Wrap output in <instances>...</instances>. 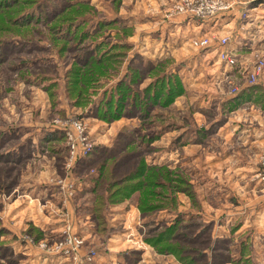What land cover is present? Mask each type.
Masks as SVG:
<instances>
[{
    "label": "rangeland",
    "instance_id": "1",
    "mask_svg": "<svg viewBox=\"0 0 264 264\" xmlns=\"http://www.w3.org/2000/svg\"><path fill=\"white\" fill-rule=\"evenodd\" d=\"M11 1L4 0L9 4ZM66 1L69 0H43L42 8L37 10L38 21L31 20L19 29L13 27L14 32L0 29V213L5 205L14 203L10 211H4L9 215L8 219L12 217L21 225L28 221L50 223L47 229L28 225L19 232V228H13L18 232L13 237L8 236L14 234L12 231L0 236L6 248H0V253L4 252L0 264H31L36 263L37 257H40L37 264H184L173 254L158 253L145 241V237L155 234L163 226L157 218H152L148 225L142 224L145 217L137 207L139 193L125 199L127 202L123 205L120 204L123 201L107 203L103 208L107 227L105 232H96L91 218L97 203L95 193L89 192L92 184L87 183L89 188L86 190L78 183L87 182L97 166L96 163L84 168L79 165L80 148L83 147L80 144L74 154L77 153L76 158L71 159L63 127L66 132L76 135L73 122L81 124L83 138L93 147L112 145L120 131H129L137 137L140 134L151 136L159 129L167 128L169 131L160 139L151 142L153 149L144 154V159L148 165H165L187 182V188L175 192L178 211L175 215L182 218L177 231L193 237L195 242L189 244L184 239L176 242L197 249V253L203 252L198 264H264V109L248 102L239 109L226 112L222 105L225 97L249 84L248 75L256 60L264 62V51H231L235 56L231 66L218 58L219 40L227 38L228 44L234 42V38L236 40L239 35L236 29L245 24L244 19L250 18L247 9L227 10L238 15L237 22L228 29L223 14L208 19L170 15L177 0H89L96 17H120L127 25H132V35L125 37L132 47L123 64L134 61L136 54L143 65L155 63V50L168 43L172 66L174 63L182 65L187 71L185 79L190 82L189 90L185 89L184 94L176 97V103L165 107L156 105L146 122L138 117H120L106 122L94 116V108L102 94L100 90L91 93L90 100L83 105H73L71 98L66 97L64 73L75 52L58 53L47 30ZM240 2L230 0L229 4L235 7ZM21 7L30 6L22 4ZM3 8H0V27L9 23L8 18L17 15L16 7ZM147 15L159 19L146 21ZM163 15L171 21L180 17L181 21L176 20L164 33L166 30L162 32L161 28L169 21L163 22ZM183 16L186 21H182ZM116 25L120 27V23ZM157 32H161V36ZM195 37H206L211 41L210 46L198 48L192 45L190 41ZM228 44L224 48L227 49ZM166 49L164 46L160 52ZM239 58L245 59L242 62ZM177 60L182 63L178 64ZM236 67L240 72H233ZM120 71L125 70L121 67ZM42 75L50 79L43 80ZM263 76L264 65L255 84ZM250 110L252 114L248 113ZM259 114L261 121L256 119ZM215 122H220L218 127L213 125ZM205 126L214 131L205 141L196 143L189 138L188 142L173 146V139L187 129ZM253 130L262 132L254 141L251 139ZM47 133L59 136L56 140L64 146L61 152L43 146V137ZM124 169L120 167L118 173ZM46 188L49 191H43ZM69 191L73 192L69 194ZM60 197L64 203L66 199L68 207L59 201ZM14 208L16 211L13 212ZM55 213H62L66 218L57 217ZM82 213L80 226L77 218ZM174 216H165V225ZM2 219L0 215V225ZM83 225L86 232L81 229ZM151 230L155 231L148 233ZM65 231L84 239L78 249L79 259L56 258L49 254L55 252L51 249L65 236ZM12 238L20 242L12 243ZM30 248L39 250L35 252L39 255L29 259V255L21 254ZM41 251L49 258L43 259Z\"/></svg>",
    "mask_w": 264,
    "mask_h": 264
},
{
    "label": "trees",
    "instance_id": "2",
    "mask_svg": "<svg viewBox=\"0 0 264 264\" xmlns=\"http://www.w3.org/2000/svg\"><path fill=\"white\" fill-rule=\"evenodd\" d=\"M42 2L43 0H12L9 4L0 0V8L17 9V15L8 18L9 23L2 24L1 31L14 32L13 27L19 29L20 26L31 23V20L38 21L40 15L37 10L42 8ZM22 4L30 7H21ZM94 12L95 9L89 4V0L66 1L59 12L55 13L56 16L47 28L58 53L75 52L69 68L64 73L67 84L66 97L71 98L73 105L85 104L90 100L88 96L91 93L100 90L102 94L94 108L96 118L111 122L120 117H138L142 122H146L156 105L169 106L176 97L185 93V85L178 69L172 66L171 58L161 57L155 63L148 62L143 65L136 54V60L123 64L124 57L132 47L125 39L126 36L132 35V25H127L120 17H96ZM53 14L52 11L51 17ZM117 23H120V27ZM115 26L117 27L112 29ZM121 67L124 72L120 71ZM118 74L119 77L116 78ZM42 79L50 78L42 75ZM245 102H253L264 109L262 85L248 84L226 98L222 105L228 112ZM219 123L215 122L213 125L217 126ZM166 129L163 127L151 136L140 134L137 137L129 131H120L112 145L95 146L89 155L79 160V165L83 168L94 163L97 166L95 174L90 175L88 179L92 184L90 191L95 193L97 202L93 206L91 218L96 232H105L107 219L103 208L106 204H117L139 193L137 207L145 217L142 224L148 225L152 218H157L163 226L155 234L145 237V241L160 254H173L184 264H198L203 252L197 253V249L176 242L179 239H184L189 244L195 242L193 237H186L177 231L182 218L179 214L175 215V212H178L175 206V192L188 187L186 180L165 165H148L144 159V154L153 149L151 142L167 131ZM211 131L210 127L187 129L180 135V139L181 136L183 138L193 132L196 135L195 140L199 141ZM58 138L56 133H47L43 137L45 143ZM42 144L44 145V142ZM61 150L62 148L57 147L50 149L57 153ZM120 167L125 169L119 174ZM159 178L162 181H159ZM168 215L169 218L175 216L165 225L163 219ZM153 231L155 230L148 233ZM6 233V229L0 225V236ZM37 237L36 235L35 238ZM2 243L0 240V248H4ZM216 256L220 257L221 254ZM0 257H4V252L0 253Z\"/></svg>",
    "mask_w": 264,
    "mask_h": 264
},
{
    "label": "crops",
    "instance_id": "3",
    "mask_svg": "<svg viewBox=\"0 0 264 264\" xmlns=\"http://www.w3.org/2000/svg\"><path fill=\"white\" fill-rule=\"evenodd\" d=\"M242 2H240L239 3V5L238 4H236L235 5V7H233V9H236L237 11H239V9H240V11L241 10H243V8H246L247 9V12H249V15L248 16H250V18L249 19H244V23L245 24H241V26H240V28H237L236 29V33L238 32V37L236 38V40H235V38H234V42H230V44H228V48L231 50V51H233V52H242V51H245L246 53H249V52H253V51H259V50H262V51H264V0H241ZM244 15H246V14H244ZM155 15H150V16H146V21H148V20H156V19H159L158 18V16L155 18V19H152L153 17H154ZM185 16V15H184ZM184 16L183 17H181L183 20L182 21H186V20H184ZM223 16H225V25L226 26H228V29H229V27H230V25H233V23H234V21H236L237 22V19H238V15H235L234 13H230V12H227V13H223ZM160 17V16H159ZM131 18V17H130ZM167 18H166V16L165 15H163V16H161V20H163V22H167V20H166ZM170 19V18H169ZM131 20V19H130ZM133 20V19H132ZM181 21L180 20V17H177V18H175V19H172V21L171 20H168L169 21V23H165V27H162L161 28V30H162V32L163 31H165L164 33H167L168 31V29H170L172 26H174V22L175 21ZM242 23V22H241ZM144 24V23H143ZM164 24V23H163ZM166 24H167V27H166ZM181 24V23H180ZM182 24H184V22L182 23ZM181 24V25H182ZM238 25H240V22L238 23ZM176 26V25H175ZM167 28V29H166ZM157 35H160L161 36V32H157ZM195 38H197V37H195ZM165 43V42H164ZM164 46H167V51H161L160 52V50L161 49H163L164 50V46H163V48L162 47H159L157 50H155V54H156V56H155V54H154V56L156 57V59H159V58H161V57H169V58H171L172 59V56L171 55H169L168 53H169V51H168V49L170 48L169 47V45H168V43H165V44H163ZM148 48V47H147ZM162 52H164V53H162ZM241 57H243V56H241ZM243 59H245V58H239V61H242L243 62ZM177 62H179L178 60H177ZM180 62L182 63V61L180 60ZM178 63V64H181V63ZM176 67V69H178V73H179V75L181 76V79H182V81H183V83H184V85H185V89L186 90H189V81H188V79H185V76H186V72H185V70H183V68H182V65L180 66H176L175 65V63H174V68ZM182 70H183V72H182ZM233 72H240V69L238 68V67H236V70H233ZM189 73V72H188ZM183 74V75H182ZM256 84H259V85H262V87L264 88V76L262 77V78H260V80L258 81V83H256ZM248 85V84H247ZM245 87V86H244ZM242 89V88H241ZM214 92V91H213ZM234 95V94H233ZM232 96V95H231ZM228 97H230V96H228ZM228 97H225V98H228ZM173 103H176V100L173 102ZM248 104V102L247 103H242V104H240L239 106H237L236 108H234L232 111H234V110H236V109H239L240 107H242V106H244V105H247ZM236 112V111H235ZM258 112V111H257ZM248 113H250V114H252L251 113V110H250V112H248ZM259 113V112H258ZM259 117L258 118H256L258 121H261L260 120V114L258 115ZM220 124V123H219ZM218 124V125H219ZM203 124H199L198 126H202ZM218 125L216 126V127H218ZM177 127V126H176ZM200 128V127H199ZM205 128H209V127H206L205 126ZM172 129H175V127H173ZM167 131H169V130H167ZM166 131H164L159 137H158V139H160L161 137H162V135L165 133ZM212 133H214V131L212 130L211 131V133L210 134H212ZM262 132H261V130H258V131H256L255 132V130H253V135H252V141H254V140H257V137L261 134ZM210 134H208L206 137H202V138H200L199 139V141H196L195 140V138H196V135L193 133V132H189L188 134H186L185 136H183V140L186 142V140H187V142L189 141V138H190V140L191 139H194L193 141L194 142H200L201 140H202V142L203 141H205V139H207L208 138V136L210 135ZM178 137H179V139H178ZM175 139H177V140H175ZM175 139H173V146L174 145H178V146H180V144H181V142H184V141H182V138L180 139V135H178ZM254 139V140H253ZM58 140H52V141H50V142H46L43 146L44 147H46V148H53V147H57V149L58 148H62V149H64V146H62V145H60V143L59 142H57ZM41 144V143H40ZM39 146H41V145H39ZM51 146V147H50ZM106 146H109V145H106ZM49 151V150H48ZM51 180V179H50ZM87 183L89 184V181H87V182H84V181H82V182H79L78 184L80 185V186H82V185H84L85 187V189L87 190V188H89V186L87 185ZM56 186V185H55ZM43 191H49L47 188L46 189H44ZM89 192H91L90 190H89ZM54 194H58V193H54ZM51 196H53L52 194H51ZM60 196H62V195H60ZM65 196V195H64ZM64 199H62L61 197H60V199H59V201H63ZM58 201V202H59ZM127 202V200H125V201H123L122 203H120L121 205H123V204H125ZM12 204H14V203H12ZM12 204H9L8 206H6L5 205V208L3 207L2 208V210H3V213H0V215L1 216H3V218H4V220L2 219V227L3 228H5L6 229V231H12L14 234H9L8 236H10V237H13V235H15L16 233H18L19 231H21L22 229H24V228H26L28 225H33V226H35L36 228H38V229H42V228H44V229H47L49 226H50V223H47V221H45V223H43V224H41L40 223V221H38L37 223L35 222V221H28L27 223H25V224H22L21 225V223H20V221H16V220H13L12 219V217L11 218H9L8 219V216L9 215H5L6 214V212H4L6 209L8 210V211H10V208H11V206H12ZM63 204H66L67 205V207H68V202H66V199H65V203H64V201H63ZM57 205H59V204H57ZM70 206V205H69ZM57 207V206H56ZM56 207H54V210H55V208ZM62 207V206H61ZM60 206L58 207V208H61ZM16 208V207H15ZM15 208L12 210L13 212L14 211H16L15 210ZM57 208V209H58ZM79 211V210H78ZM67 212H69L68 210H67ZM56 215H57V217H60V218H66V215H65V217L62 215V213H55ZM79 213H77V215H78ZM84 213H82V215H81V217L79 216H77L78 218V222H79V224H80V226H82L81 224H82V217L84 216L83 215ZM4 215H5V217H4ZM14 216H16V215H14ZM62 221H65V220H62ZM45 224V225H44ZM46 224H48V226L46 225ZM62 225V224H61ZM44 226V227H43ZM13 228L15 229H20V230H18V232H16V231H13ZM59 228V227H58ZM84 229V231L86 232V230H85V227H84V225H83V227H81V229ZM82 236H83V233H82ZM10 240H13V242L12 243H18V240L17 239H15V238H12V239H10ZM19 242H20V240H19ZM28 252H22L21 254L22 255H24V257H26L27 255H29L28 256V258L29 259H31V257H33V256H35V257H37L38 255H39V253H35V252H40L39 250H36L35 248H30V249H28L27 250ZM41 253H42V251H41ZM38 254V255H37ZM44 254V255H43ZM41 256L43 255V259H45V258H49V257H47V253H42V254H40ZM55 257L56 258H60L59 256H56L55 255ZM40 260V257H37V261H36V263H31V264H37V262ZM51 262H54L53 260H55V259H52L51 258ZM57 260V259H56ZM46 262V261H45ZM21 264V263H20ZM23 264V263H22ZM25 264V263H24Z\"/></svg>",
    "mask_w": 264,
    "mask_h": 264
},
{
    "label": "built area",
    "instance_id": "4",
    "mask_svg": "<svg viewBox=\"0 0 264 264\" xmlns=\"http://www.w3.org/2000/svg\"><path fill=\"white\" fill-rule=\"evenodd\" d=\"M229 1L230 0H177V3L173 4L174 12L173 14L170 13V15L183 14L187 17L208 19L211 17H216L219 14L227 13V10L232 9L233 7H231ZM227 40V38H221L219 40L218 44L220 50L218 52V58L223 63L231 66L234 65L235 56L231 53V50L228 47L227 49L224 48V46L228 44ZM190 42L192 45L198 48H208L211 44V41H209L206 37L193 38ZM255 62L252 72H250V75H248L249 84H255V80L264 65L263 61L256 60ZM73 126L76 127V135L70 131L66 132L64 127L63 130L65 131V138L67 140L66 147L68 150H70L71 159L74 160L77 156V153L74 156L76 150L78 149L77 144L83 146L80 148L82 154L79 157L81 158L85 157L87 153L91 152L93 145L89 144V142L83 138V129L81 128V124L73 122ZM71 192L73 191H69V194H71ZM64 233L65 236L59 240V242L54 244V247L51 246V250L55 252H51L49 254L65 257L66 259H79L78 249L83 244L84 239H82V237L79 235L70 233L68 231H65ZM41 246L43 247L44 243H42Z\"/></svg>",
    "mask_w": 264,
    "mask_h": 264
}]
</instances>
